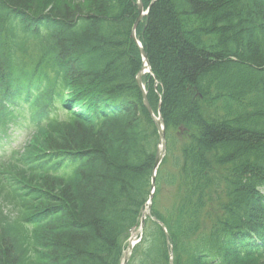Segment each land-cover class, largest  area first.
Segmentation results:
<instances>
[{"label": "trees", "instance_id": "16d2710c", "mask_svg": "<svg viewBox=\"0 0 264 264\" xmlns=\"http://www.w3.org/2000/svg\"><path fill=\"white\" fill-rule=\"evenodd\" d=\"M141 1L147 5L150 0ZM0 4L25 15L46 14L56 20L58 27L50 40L58 51L53 65L57 79L85 80L75 89L122 91L123 96L117 97L127 100L122 115L85 128L70 119L65 127L49 124L40 139L35 138V146L43 150L59 148L55 156L72 151L86 163L73 181L62 177L27 185L24 173L18 174L24 186L20 195L25 196L19 200L20 220L37 226L45 217L41 209L49 204L56 223L44 224L39 236L25 237L17 252L10 245L0 248V264H84L88 250L102 259L117 246L119 229L125 226L122 221L111 225L104 202L112 189L123 195L128 192V186L119 183L124 176L135 192L142 190L154 141L149 138L152 133L145 124L152 125L133 81L140 65L129 37L136 16L133 0H0ZM219 20L225 25L223 30ZM145 23L140 38L161 86L167 129L175 134L182 126L191 133V145L182 153L187 183L205 206L210 174L213 187L218 191L224 183L228 202L232 200L229 209L219 206L226 216L213 215L199 236L204 245L218 246L227 230L252 221L239 211L230 213L233 205L237 207L235 202L244 206L240 193L264 184V107L245 97L254 74L260 75L264 89V37L251 38L257 28L264 27V0H158ZM151 101H155L152 92ZM35 152L36 148H30L26 153L33 156ZM214 165L217 170L210 171ZM30 169L35 175L34 168ZM230 190L237 195L229 196ZM27 205L41 211L29 215ZM191 221L182 222L179 230ZM199 227L203 226H194V233ZM157 244L156 240L151 244V258L160 255ZM189 245L179 242L178 248L189 253ZM234 261L259 264L250 257Z\"/></svg>", "mask_w": 264, "mask_h": 264}]
</instances>
